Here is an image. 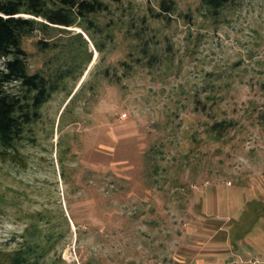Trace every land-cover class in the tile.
<instances>
[{
	"label": "rangeland",
	"instance_id": "374dc122",
	"mask_svg": "<svg viewBox=\"0 0 264 264\" xmlns=\"http://www.w3.org/2000/svg\"><path fill=\"white\" fill-rule=\"evenodd\" d=\"M105 1L114 41L89 42L79 78L0 155V248L37 220L63 231L45 264H264V0L217 18L175 0L187 15L169 19L147 13L159 0ZM135 26L155 57L135 61ZM40 36L22 41L30 70Z\"/></svg>",
	"mask_w": 264,
	"mask_h": 264
},
{
	"label": "trees",
	"instance_id": "16d2710c",
	"mask_svg": "<svg viewBox=\"0 0 264 264\" xmlns=\"http://www.w3.org/2000/svg\"><path fill=\"white\" fill-rule=\"evenodd\" d=\"M199 1L206 15L217 18L221 9L235 0ZM158 5V10L149 7L147 13L165 19L172 13L187 15L178 11L175 0H159ZM109 13L113 12L105 0H0V155L16 148L25 125L39 117L40 106L52 92L64 89L68 78H79L91 58L89 42L98 52H103L114 41L111 25H117L116 21L112 17L104 23L98 20L99 14ZM144 17V14L133 15L132 21L142 22ZM67 26H78L81 30L65 34L70 30ZM125 27L128 31L129 27ZM37 31L41 36L35 45L45 56L40 66L30 70L22 41ZM131 35L144 52L135 56V61L140 62L144 55L155 57L154 52L141 45L140 26H135ZM70 50L73 53L66 57ZM226 127L222 120L211 124L217 134ZM36 221L24 226L13 248H0V264H45L44 256L63 231L51 225L47 230L42 229Z\"/></svg>",
	"mask_w": 264,
	"mask_h": 264
},
{
	"label": "water",
	"instance_id": "95a60500",
	"mask_svg": "<svg viewBox=\"0 0 264 264\" xmlns=\"http://www.w3.org/2000/svg\"><path fill=\"white\" fill-rule=\"evenodd\" d=\"M84 36L87 38V36L84 34ZM88 39V38H87Z\"/></svg>",
	"mask_w": 264,
	"mask_h": 264
}]
</instances>
